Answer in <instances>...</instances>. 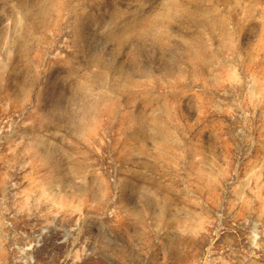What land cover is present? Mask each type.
I'll return each instance as SVG.
<instances>
[{
	"label": "rangeland",
	"instance_id": "rangeland-1",
	"mask_svg": "<svg viewBox=\"0 0 264 264\" xmlns=\"http://www.w3.org/2000/svg\"><path fill=\"white\" fill-rule=\"evenodd\" d=\"M0 264H264V0H0Z\"/></svg>",
	"mask_w": 264,
	"mask_h": 264
}]
</instances>
